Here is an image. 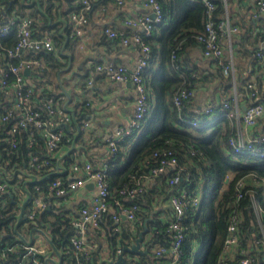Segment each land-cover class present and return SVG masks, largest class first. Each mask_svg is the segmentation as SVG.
<instances>
[{"label":"built area","instance_id":"obj_1","mask_svg":"<svg viewBox=\"0 0 264 264\" xmlns=\"http://www.w3.org/2000/svg\"><path fill=\"white\" fill-rule=\"evenodd\" d=\"M49 3L50 0H42ZM97 0H80V8L69 14L70 35L76 37L82 35L84 26L88 24L90 13L97 6ZM208 6V17L205 23V30L197 35L198 41L202 44V53L205 57L216 61L226 75H232L234 83L236 79V65L234 61L233 36L238 35L239 27L234 25L230 18L224 17L217 21L213 17L215 10V0H204ZM226 4V0H223ZM119 6L125 4V0H116ZM144 5L149 8L148 12L136 15L125 16L124 27H113L105 25L104 33L108 38L122 45L134 43L141 50L137 63L133 69L122 62L107 60L98 62L94 68V74L82 84V88L91 86L94 82V75L104 73L110 79L116 81H130L136 91L135 105L132 116L126 125H119L108 133L106 145L110 154H115L119 143L130 135L133 131L143 127L147 112L150 110V89L145 77V68L149 63L151 55V45L145 39L153 34L154 24L163 18L162 5L159 0H144ZM107 9V5H102ZM264 12V0H255L254 15ZM152 13L155 16H152ZM131 28H140L139 31H131ZM16 31L17 41L15 45L6 47L1 44V39ZM260 37L264 39V23L257 30ZM237 33V34H236ZM57 51L56 40L52 31H46L41 36L34 33V18L30 15L15 16L8 22H0V58L4 61V66L0 73V106L3 111L0 115L1 122L8 123L4 128L0 125V147L8 154L17 149L20 141L19 132L21 128H31L28 141V159L26 169L29 172L42 175L43 171L55 169L53 159L54 153L63 144L65 123L73 122L70 113H66L61 108V103L52 99L40 97L36 92L34 84H29L28 77L33 71H40L44 68L42 60L34 57L23 56L25 52L37 51ZM258 55L262 53L258 51ZM173 60H177L175 53ZM8 59V60H6ZM179 67V64H176ZM25 69H29V74H25ZM10 75L14 77L11 79ZM251 90V100L242 109L240 95L235 89L234 95L224 97L218 102H209L203 108H192L194 115L182 117V121L189 124V127H199L201 121L214 120L218 112L225 115L235 126L233 134L229 138V143L234 154H248L256 158H264V131L259 129L260 118L264 116V92L260 90L255 80L248 82ZM195 89L180 87L174 94L173 102L178 108L184 107V102L188 103L194 97ZM78 102V100H75ZM39 105V106H38ZM91 119H83L81 128L83 134L90 126ZM68 127V126H66ZM38 129L42 142H38L34 130ZM2 142V145H1ZM41 144V145H40ZM45 148L43 154L34 150V147ZM42 148V150H43ZM3 153V152H2ZM75 152L73 153V155ZM150 158L158 164L150 170L149 177H157L165 172H172L169 179L170 184L183 180L181 174L182 166L174 150L168 148L155 149ZM148 159L146 162H149ZM109 161L102 165H95L91 161H79L75 159L67 165V173L58 175L49 184L50 192L45 193L40 183L34 184L31 202L24 214L25 227H32L39 224L36 214L44 211L48 206L52 207L53 196H67L73 191L83 187L88 179H93L97 186V194L92 204H83L76 216L71 217L74 232L68 239L65 246L66 251L74 256L75 264H86L91 258V254L97 244L88 238L91 227L100 223L102 216L106 213L111 215L114 222V230H120L122 218L125 216L130 221L140 222L137 211L139 205L134 198L144 190V180L134 177L135 181L130 186L126 184L113 194L108 181ZM5 166L9 160L3 158ZM12 170L9 176L0 170V195L9 193L16 201L22 200V184L25 176L19 175L15 181H10ZM231 174L226 176L224 190L228 189ZM255 179V177H254ZM223 188L215 199V203L221 198ZM203 198L202 186L183 187L178 192L170 195L169 203L173 210V218L169 220L168 229L172 233L171 245L168 247L156 244L153 251L157 257L169 255L167 261L151 263L135 259L133 264H178L182 254V242L187 234L188 225L186 220L190 208L198 209ZM247 200L245 205L244 200ZM56 199L54 200V202ZM126 201H132L127 203ZM233 207L227 227V234L224 246L220 255L219 264H264V181H246L241 178L235 182L233 193L230 197ZM17 204V202H15ZM58 203V202H57ZM246 206L251 209L255 223L246 234L243 209ZM243 207V208H242ZM19 212V207L18 211ZM16 222V221H15ZM21 225V226H22ZM21 229V228H20ZM16 233V232H15ZM246 234V235H245ZM37 245L28 247L24 243L16 242L6 244L0 248L2 257H7V252L16 255L15 261L10 264H26V259L34 255L33 249ZM32 259V258H31ZM34 264H43L41 259L33 258Z\"/></svg>","mask_w":264,"mask_h":264},{"label":"trees","instance_id":"obj_2","mask_svg":"<svg viewBox=\"0 0 264 264\" xmlns=\"http://www.w3.org/2000/svg\"><path fill=\"white\" fill-rule=\"evenodd\" d=\"M104 1L106 0H98V3ZM159 1L162 5L163 18L154 24L153 34L145 38L152 49L144 73L150 89V110L147 112L143 127L128 135L124 141L119 143L116 153L111 154V158L108 160L110 190L113 194H117L118 190L126 184L131 186L135 181L134 177H141L144 181L146 178H156V176H148L152 167L158 164L157 161L150 158L151 153L160 148L174 150L182 166L183 180L170 184L169 179L172 172L159 175V177L164 178L162 179L163 190L167 200L169 201L173 192H178L183 187L199 185L203 189L201 206L197 210L193 208L188 210L186 224L189 227L182 242V254L178 264H219L233 207L230 197L235 182L241 178H245L246 181H264V158H256L248 154H234L229 138L233 134L235 126L221 112H218L212 121H201L199 127L191 128L188 123L182 121L181 116L191 117L194 115L192 110L193 98L188 103L184 102V107L180 109L174 104L173 97L180 87L195 89L197 80L202 77L200 74L198 75L196 66L192 68L194 65L190 62L189 53L193 45L202 46L197 39V35L205 30L208 6L204 0ZM29 2L30 0H0V22H8L15 16L30 15L34 18L35 35L41 36L46 31H52L56 45L60 46L62 38L58 34V26H51L49 24L50 19L55 21L59 14L69 19L70 12L80 8V0H50L48 4L41 0L42 9L46 13L36 5H27L26 3ZM214 3L213 17L217 21H221L226 14V5L223 0H215ZM102 5L106 4L103 3ZM249 29L254 31L253 27L246 29L244 27V30L240 27L236 37V48L234 49V61L237 67L236 89L240 98L244 100H251V90L248 87V82L251 79L255 80L259 87H262L263 84L259 70L264 67V59L263 56L260 58L257 52H261V50L249 48L247 44L248 36H255V40L258 41L260 33L247 32ZM68 32L70 33L69 26ZM16 41V31H13L1 39V44L11 47L15 45ZM173 53L176 54L177 60H173ZM23 54L25 57L40 59L44 64L42 70L33 71L30 74L27 79L29 84H34L40 97H46L54 102L61 103L60 97L55 94L58 87L54 86L56 73L63 64L57 52L55 50L27 51ZM239 55L242 58L244 57V62L239 60ZM177 63L179 67H176ZM4 64V61L0 62L1 66H4ZM216 76L223 80L225 90L233 88L232 75H226L219 64H217ZM13 77V75H10L11 79ZM151 96H153L154 101ZM2 99L3 94H0V100ZM83 110L85 111L84 108ZM2 111L3 106H0V115ZM71 124L75 125V122L73 121ZM0 125L4 128L8 123H2L0 120ZM258 127L264 131V117L260 118ZM31 130V128H21L19 145L12 153L8 154L5 149H2L4 160H9V164L6 166L8 170L22 167L24 160L28 159L30 149L27 147V138ZM65 132L67 133L64 136L63 143L70 144L73 135L69 127L65 126ZM34 134L38 142L41 143L42 138L38 129L34 130ZM83 139V136L78 138L79 141ZM42 148L38 145L34 147V150L43 154L45 148L43 150ZM74 156L67 157L66 166H69V163L75 160ZM148 159L150 161L146 162ZM54 166L56 168V161ZM51 171H43L42 174ZM228 174H231L232 177L229 180L228 189L224 190V183ZM57 176L54 175L40 183L45 193L50 192L49 184ZM159 177L157 176V178ZM33 187L34 185L30 188L33 189ZM222 188V196L215 203V199ZM152 192L144 182L143 192L132 200L139 205L137 214L141 219L140 222L135 223L137 229L135 232L140 231L145 223L148 227V231L144 235V245L147 252L131 253L128 264H133L135 259L156 263L171 258L169 255L157 257L153 251L156 244L166 247L171 245L172 233L167 230L169 220L166 221L161 218L160 213L156 211L152 204ZM60 198L64 197L53 196L52 210L37 213L36 219L38 223L41 220L44 223H50L55 243L60 246L66 239L64 243V246H66L68 239L74 232V226L71 223V218L63 211L62 205H58L57 202ZM132 201L126 202L130 203ZM245 203H247L246 199L243 201L244 205ZM243 207V214L245 215L243 225L247 234L254 226L255 219L251 209L246 206ZM17 211L18 206L12 201L9 193H2L0 195V248L6 246V244L16 242L14 224ZM167 213L173 218L172 208L167 209ZM40 216L41 220L39 221ZM103 220L109 221L108 234H111L112 237L117 236L118 230H114L111 215L106 213L102 216L100 222L102 223ZM136 236L134 231L129 230L125 231L119 240L120 242H130ZM112 240L114 241V239ZM95 243L97 244V242ZM97 246L86 264H97L99 259ZM70 255L74 259L71 252ZM15 258L16 255L10 254V252H7L6 258L2 257V251H0V264H10L15 261ZM31 258L39 257L32 255Z\"/></svg>","mask_w":264,"mask_h":264},{"label":"crops","instance_id":"obj_3","mask_svg":"<svg viewBox=\"0 0 264 264\" xmlns=\"http://www.w3.org/2000/svg\"><path fill=\"white\" fill-rule=\"evenodd\" d=\"M143 1L144 0H125V4L119 6L115 0H106L103 3H105L108 8L104 9L101 6L103 3H98L97 0V7L90 13L89 22L84 26L82 35L72 37L68 32L70 40L66 44L64 52L69 51L73 54L74 61L72 68L68 71H62L61 76H69L71 71L76 69V72L68 78L66 85L70 86L74 84V88L76 89V93L74 91L73 93L78 102L75 101V103H73L76 104L77 102V114L80 115L84 108V116H91L92 114L95 115L94 118L92 116L88 118L91 119L90 126L86 131L88 134L82 133L80 135L84 137L82 140L83 142L77 139L84 147H81L79 151L76 150L74 154L75 156L72 153L75 159L81 162L88 160L95 165H102L105 161L110 160L111 154L105 142L106 137L108 133L114 130L117 126L126 125L132 116L136 99V91L130 81H116L110 79L104 73L97 72L94 75V82L91 86L87 88H82L81 86L85 83L88 77L94 74V68L97 62L116 60L126 64L129 69L134 68L138 57L141 54L140 48L134 43L129 45L117 43L107 37L103 28L105 25L124 27L123 20L125 16H133L138 13L148 12L149 8L144 5ZM254 3L255 0H226V14L224 17L228 16L231 22L234 25H237L239 29L240 27H242L243 30L244 27L245 29L253 27L254 31L249 29L247 32L251 31L252 33L255 32L257 34V30L261 24L264 23V12L255 16ZM59 16L60 14L58 17ZM61 25L62 23L56 25L58 26V30ZM139 30L140 28H131L132 32ZM60 37L62 38L61 44L60 46L56 45V52L59 58L63 61L61 66H64L66 65L69 57L61 54L64 37ZM236 37L237 35L233 36V49L236 48ZM247 44L249 45V48L261 50L263 56L262 58L264 59V39L260 37L257 41L255 40V36H248ZM238 57L240 61H245L243 60L244 57L242 58L240 55ZM189 58L190 62L194 65L192 68L196 66L198 68V75L200 74L202 76L196 83L195 93L192 99V108H203L209 102H218L224 97L234 95L236 89L234 78L232 77V82L234 83L233 88L225 90L223 80L216 76V61L205 57L202 53L201 46L193 45L190 48ZM0 62H3L1 58ZM2 66L0 65V73L3 68ZM58 71L54 78V86L56 85V87H58L57 90H59ZM259 75H261L263 84L262 87H259V85L258 87L260 90L262 89L261 91H264V67L259 70ZM59 97L60 101H62V97ZM151 98L154 101L153 96H151ZM249 101L250 100L241 99L242 109L246 107ZM215 117L216 116H213L214 119ZM68 127L70 132L76 130L74 124H70ZM66 159L67 157L65 158L64 163H66ZM24 165H26L25 160L23 162V166L20 168H24ZM15 169L17 168H14L12 171ZM162 179L164 178H146L145 183L147 184L148 189L153 191L151 201L154 208L158 211V213H160V217L167 221L171 218V216L167 213V209L169 210L171 206L165 196ZM31 186L32 185H30V187ZM96 194L97 186L95 181L93 179H88L83 187L71 192L62 199L60 198L58 205H62L65 214L71 218L72 216L74 217L78 215L81 205L92 204ZM135 223V221H130L123 217L122 224H120V230H118V234L115 237L108 234L109 221L103 220L102 223L100 222L97 226L90 228L88 238L98 244V261L101 257L105 258L110 256L111 247H116L120 244V236L123 235L125 231H134V234L138 235L139 231L137 233L135 232L137 231ZM144 227L141 230H143ZM20 228L24 229V231L22 229L21 230L25 234H28L30 229V227H25L24 225ZM124 228L126 229L125 231ZM49 230H51V228ZM112 239H114V241ZM144 244L145 240H143L141 247L147 252ZM35 245L41 249H46L47 241L41 236ZM130 254L131 253L127 252L125 255L127 261L131 258ZM66 256L69 260H74L70 255V252H68ZM27 264L34 263L32 262V259H30V262Z\"/></svg>","mask_w":264,"mask_h":264},{"label":"water","instance_id":"obj_4","mask_svg":"<svg viewBox=\"0 0 264 264\" xmlns=\"http://www.w3.org/2000/svg\"><path fill=\"white\" fill-rule=\"evenodd\" d=\"M25 1V0H24ZM29 6H38L41 11L46 13L42 9L41 0H30L29 3H26ZM152 16L154 17L155 14L152 13ZM62 23V25L59 27L58 33L60 36L64 37L63 46L61 50V54L69 57L66 65L61 66L60 70L58 71V85L59 90L55 91V94L62 97L61 101V108L64 112L70 113L72 116L73 121L76 125V130L72 131L71 134L73 135L72 142L69 143H63L59 149L55 152L53 155V159L56 161V168L47 173V174H36L29 172L26 169V165H24V168H17L14 171H12V176L9 177L10 181H15L19 175H23L26 177L22 184V189L24 193L22 194V200L16 201L12 199L13 202H17V205L19 207V212L15 215L16 222L14 224V230L16 232V239L18 242L24 243L28 247L36 244L37 240L42 236L47 241L46 249H41L40 247H36L33 249L34 256L39 257L43 264H75L74 260H69L67 258V251L65 249L64 243L66 239L62 242V245L58 246L54 241V236L52 234V231L49 230L51 228L50 223H44L41 220V216L39 217L40 223L37 225H34L30 227L28 234H25L20 229L22 223L25 221V212L28 204L31 202L32 199V192L30 185H34L37 183H41L48 178L54 176V175H64L67 173V166L64 163V160L66 157L72 155L76 150L79 151L81 147H84L83 144L78 142V137L83 133V130L81 128L82 120L84 118H90L91 116L94 118L95 115H85L82 113L81 115L77 114V102L75 103V97L73 91L76 93V89L74 88V84L67 86L66 82L68 81V78L71 77L76 72V69H73L69 76H61L62 71H68L72 68L73 61H74V55L71 54L69 51L64 52L65 46L70 40V37L68 35L67 28L69 26V19L65 16H60L55 20L51 21L49 24L51 26H56L58 24ZM25 74H29V69H25ZM74 102V103H73ZM66 126H68V123H65ZM0 170L7 176H9V170L3 163V153L2 149L0 147ZM12 195V194H11ZM13 196V195H12ZM46 210H52L51 206H48L44 211ZM125 218V216H124ZM144 229L140 230L138 235L135 237V239H132L130 242L127 241H121L120 244L116 247H111V252L109 257H101L100 260L97 262V264H128L129 262L126 259V253H146V250L142 249L141 244L144 240V235L148 231V227L146 226V223L144 224ZM46 227V228H45ZM41 235V236H40Z\"/></svg>","mask_w":264,"mask_h":264},{"label":"rangeland","instance_id":"obj_5","mask_svg":"<svg viewBox=\"0 0 264 264\" xmlns=\"http://www.w3.org/2000/svg\"><path fill=\"white\" fill-rule=\"evenodd\" d=\"M21 229L24 231L23 228H21ZM29 262H30V258L28 257V258L26 259V264L29 263Z\"/></svg>","mask_w":264,"mask_h":264}]
</instances>
